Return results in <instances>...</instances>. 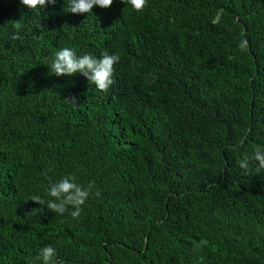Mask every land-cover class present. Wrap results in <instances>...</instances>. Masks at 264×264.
I'll use <instances>...</instances> for the list:
<instances>
[{
	"label": "trees",
	"instance_id": "obj_1",
	"mask_svg": "<svg viewBox=\"0 0 264 264\" xmlns=\"http://www.w3.org/2000/svg\"><path fill=\"white\" fill-rule=\"evenodd\" d=\"M66 3L0 0V264H264V169L237 163L264 148V0ZM62 47L119 55L109 90L51 75ZM68 174L78 218L30 199Z\"/></svg>",
	"mask_w": 264,
	"mask_h": 264
},
{
	"label": "clouds",
	"instance_id": "obj_2",
	"mask_svg": "<svg viewBox=\"0 0 264 264\" xmlns=\"http://www.w3.org/2000/svg\"><path fill=\"white\" fill-rule=\"evenodd\" d=\"M122 2L139 13L144 10L148 0H122ZM21 3L29 9H36L44 8L47 4H55L56 0H21ZM112 4L113 0H67L64 11L73 14L90 13L96 6L109 8ZM119 60L120 57L117 54L103 52L99 57L91 54L78 56L74 49L62 47L56 50L45 64L51 75L59 77L80 73L89 83L94 84L97 90L107 92L114 83V66ZM71 100L74 101L75 98ZM251 161H256L258 167L264 169V148H256L251 156L245 155L237 163L240 168L247 171ZM94 187V182L90 181L87 186H84L77 183V177L74 174H68L48 185L47 196L50 199L45 200L40 195H33L30 199L41 206H46L53 213L63 215L67 212L73 218H78L83 210L82 206L93 194ZM95 195L99 196V191H96ZM36 259L41 264H62L57 257L56 249L51 245L42 247Z\"/></svg>",
	"mask_w": 264,
	"mask_h": 264
}]
</instances>
